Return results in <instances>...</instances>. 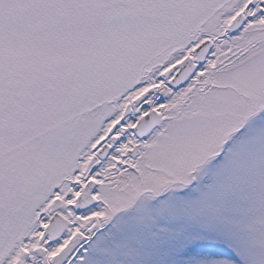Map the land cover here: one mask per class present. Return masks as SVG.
<instances>
[{
  "label": "snow or ice",
  "instance_id": "obj_1",
  "mask_svg": "<svg viewBox=\"0 0 264 264\" xmlns=\"http://www.w3.org/2000/svg\"><path fill=\"white\" fill-rule=\"evenodd\" d=\"M0 264H264V0H0Z\"/></svg>",
  "mask_w": 264,
  "mask_h": 264
}]
</instances>
